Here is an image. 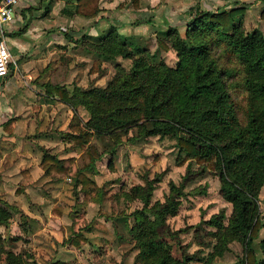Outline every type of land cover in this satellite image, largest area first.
Instances as JSON below:
<instances>
[{"label": "rangeland", "instance_id": "1", "mask_svg": "<svg viewBox=\"0 0 264 264\" xmlns=\"http://www.w3.org/2000/svg\"><path fill=\"white\" fill-rule=\"evenodd\" d=\"M19 2L13 12L23 9L26 18L16 23L13 19L11 26L17 29L25 23V43L17 50L5 39L11 66L0 82V122L13 118L6 128L11 134L0 127V199L11 213L6 224H0L5 246L21 253L27 264L54 260L64 264H143L128 231L132 211L141 208L142 201L138 195L126 193L133 194L130 189L135 184L149 182V204L163 201L168 181L179 184L188 167L194 173L184 183L185 194L179 197L176 213L165 218L176 239L165 234L163 240L176 257L181 250L198 255L212 250L214 226L205 220L222 211L225 224L231 207L219 195L216 173L183 158L172 136L142 133L140 125L148 124L138 111L115 109L131 101L106 104L93 96L89 110L78 102V95L92 87L109 88L117 73L128 71L131 58L101 54L99 46L108 31L125 39L124 46L132 56L140 54L135 48L140 46L174 66L173 35L164 32L167 26H176L184 39L185 29L178 20L189 19L194 5L209 10L242 7L233 10L231 19H238L244 30L258 27L264 34V20L258 15L264 0H139L134 6L129 0H98L99 10L93 17L74 13L75 0H24L27 5L20 7ZM28 5L33 7L27 9ZM157 38L169 48H159ZM45 84L64 88L72 96L70 101L61 100ZM94 112L102 126L110 116L122 118V122L133 118L136 124L109 123L112 132L105 126L101 133H92L84 147L64 136L77 132L75 126L91 122ZM85 149L93 158L90 168L82 167L88 156ZM43 153L58 158L67 171L45 172L39 165ZM81 176L93 183L84 184ZM195 186L204 193L189 192ZM258 209L264 221V182L258 190ZM76 234L84 239L74 246L69 238ZM262 234L260 230L258 238ZM228 246L229 250L214 256L212 264H240V244L231 240ZM189 264L201 263L190 260Z\"/></svg>", "mask_w": 264, "mask_h": 264}, {"label": "trees", "instance_id": "2", "mask_svg": "<svg viewBox=\"0 0 264 264\" xmlns=\"http://www.w3.org/2000/svg\"><path fill=\"white\" fill-rule=\"evenodd\" d=\"M129 1L134 6L139 0ZM196 6L190 18L182 22L184 39L178 35L176 26H167L164 32L173 35L171 44L177 57L174 66L157 58L156 52L150 53L140 46L135 47L140 54L132 56L131 50L124 46L125 39L108 31L106 40L99 46L101 54L106 58H112L113 54L129 57L131 64L126 73L116 74V82L109 88L81 90L78 102L90 110L93 96L106 104L131 101L115 109L138 111L141 120L148 124L140 125L145 135L172 136L183 158L192 159L201 170L208 168L216 173L219 195L231 205L225 224L222 211L205 220L214 226L212 250L204 255L181 250L176 257L163 240L165 234L176 239L165 218L176 213L179 197L185 194L184 183L194 172L187 167L179 184L168 181L163 201L155 200L151 204L149 182L145 186L133 185L130 189L133 194H126L138 195L142 206L132 211L133 222L128 231L143 264H189L190 260L212 264L214 256L229 250L231 240L241 246L240 264H264V221L258 209V190L264 182V34L258 27L244 30L238 19H231L233 10L242 7L209 10ZM190 9L191 5L189 14ZM98 10V0H75L73 5L74 13L86 17H93ZM23 12L15 8L21 21L26 18ZM258 15L264 20V4ZM24 24L15 33H22ZM156 41L162 50L169 48L160 38ZM45 89L57 92L65 102L72 97L58 85L45 84ZM98 115L94 112L91 122H85L83 127L75 126L77 132H65L64 136L84 147L92 133H101L105 126L107 132H112L109 123L122 122V118L110 116L102 126ZM12 121L9 117L0 123L8 134L11 130L6 128ZM122 124L135 125L136 121L131 118ZM83 152L88 156L82 167L90 168L93 158L88 149ZM39 165L45 172L67 171L62 161L47 153L42 154ZM81 181L93 183L85 176H81ZM189 192L203 194L204 190L195 186ZM10 216L8 204L0 199V224H6ZM260 230L263 234L258 238ZM83 239L76 234L69 242L77 246ZM0 262L27 264L21 253L5 246L1 233ZM50 264L64 263L54 260Z\"/></svg>", "mask_w": 264, "mask_h": 264}, {"label": "built area", "instance_id": "3", "mask_svg": "<svg viewBox=\"0 0 264 264\" xmlns=\"http://www.w3.org/2000/svg\"><path fill=\"white\" fill-rule=\"evenodd\" d=\"M18 0H0V34H2V24L13 17V6ZM10 54L3 38H0V77H4L8 71Z\"/></svg>", "mask_w": 264, "mask_h": 264}, {"label": "crops", "instance_id": "4", "mask_svg": "<svg viewBox=\"0 0 264 264\" xmlns=\"http://www.w3.org/2000/svg\"><path fill=\"white\" fill-rule=\"evenodd\" d=\"M22 4L24 6L27 5L26 2H24V0H20L19 7L22 6ZM105 5H108V4H105ZM105 7H107V6H105ZM13 19L15 20L14 21L15 23L18 20L21 21V19H19V16L17 14L13 13L12 19H10L9 21H7L4 24H2V34H0V36H1L0 38H3L4 41L6 39L8 45H10L11 47H14V49L16 48L17 50H20L21 49L20 47L23 46V44L25 43V38L26 37H25L24 32L23 33H15L16 29H13L12 26H11V21ZM178 22L179 23L183 22V19L178 20ZM180 24H182V23H180ZM3 31H4V33H6V34H4V36H3ZM2 78L3 77L0 78V82H1ZM1 122H2V120H1ZM0 127H1V125H0ZM3 133H6V132L3 131Z\"/></svg>", "mask_w": 264, "mask_h": 264}]
</instances>
